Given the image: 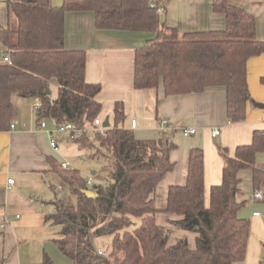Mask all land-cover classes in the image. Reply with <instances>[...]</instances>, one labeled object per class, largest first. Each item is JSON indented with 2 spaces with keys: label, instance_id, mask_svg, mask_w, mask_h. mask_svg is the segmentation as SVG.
Returning <instances> with one entry per match:
<instances>
[{
  "label": "trees",
  "instance_id": "16d2710c",
  "mask_svg": "<svg viewBox=\"0 0 264 264\" xmlns=\"http://www.w3.org/2000/svg\"><path fill=\"white\" fill-rule=\"evenodd\" d=\"M7 24H0V131L10 128L13 99L36 98L39 124L51 118L80 128L74 139L89 147L91 156L108 159L110 172L101 182L88 183L75 169L47 157L51 170L70 194L51 199L53 211L46 221L58 226L52 239L73 264H233L244 260L250 231L249 220L238 215L245 201L239 199V171L249 168L255 189L264 187V171L255 166L264 152V130H255L249 144L238 145L234 155L219 146L224 161L221 182L204 198V155L200 147L188 153L185 182L171 185L165 211L178 219L162 226L156 222L154 192L174 167L170 152L176 148L167 131L153 139H141L124 126L122 101H115L111 123L98 131L93 125L102 104L96 99L101 84L85 78L86 52L65 47L67 12H92L98 30L153 33L135 48L134 89L163 88L165 96L199 93L223 86L226 115L233 122L246 117L251 100L247 60L264 53V40L256 37L253 14L228 0H214L212 10L224 16V26L214 30L180 32L160 21L159 0H5ZM57 80V96L48 92L49 80ZM158 102V100H157ZM93 129V140L88 128ZM89 189L93 197L83 190ZM263 198V197H262ZM173 228L193 232L194 246L186 237L170 244ZM109 237L107 251L95 240ZM101 251V253H99ZM40 264H55L44 254ZM259 264H264V260Z\"/></svg>",
  "mask_w": 264,
  "mask_h": 264
},
{
  "label": "crops",
  "instance_id": "0c3cea01",
  "mask_svg": "<svg viewBox=\"0 0 264 264\" xmlns=\"http://www.w3.org/2000/svg\"><path fill=\"white\" fill-rule=\"evenodd\" d=\"M56 1L50 0L52 5L62 3ZM213 1L159 0V5L164 7V12L159 15L160 21L180 32L221 29L224 16L213 12ZM228 1L254 15L256 37L263 41L264 0ZM0 24H7V9L5 15L0 13ZM152 37L153 33L147 32L98 30L92 12H67L65 15V47L85 50L86 81L101 84V90L96 95L102 104L99 117L102 120L108 117L111 123L113 105L115 101H122L126 114L124 126L132 129L138 138H155L158 134L157 121L161 118H167L173 124V129L167 132L176 144L170 152V160L175 165L154 192L158 209L156 222L169 226V222L179 216L164 210L167 191L171 185L184 184L190 148L200 147L203 150L204 198L207 205L210 188L221 182L224 161L218 147L226 148L233 156L238 145L251 142L255 130H264V110L253 104L264 103V53L247 60L251 100L246 104L245 119L233 122L226 115L223 86L171 96L164 95L161 85L158 88H133L134 50ZM4 50L0 42V54ZM49 83V89L56 88L57 92V80L51 78ZM16 100L15 103L13 100L11 123L14 128L0 131V264H40L44 254H47L45 245L53 239L49 230L51 222L46 221L45 216L53 211L50 190L53 191L55 174L47 157L59 162L60 154L49 144L48 132L53 133L54 120L46 118L48 123L44 119L45 126L42 128L36 121L34 108L38 99ZM131 119L136 120L135 128H130ZM189 127L195 128L196 132L184 136L181 130ZM216 129L219 133L212 136V131ZM175 133L181 136L179 140ZM255 166L264 171V152L256 154ZM238 175L241 179L239 199L245 201L238 215L249 220L250 231L244 260L233 264H259L264 260V187L255 189L249 168L240 170ZM7 178H13L14 183L8 186ZM255 191H261L263 198L253 197ZM256 212L258 214H254ZM180 237H186L189 245L194 246L191 241L195 242V234L178 228L172 229L168 241L174 243Z\"/></svg>",
  "mask_w": 264,
  "mask_h": 264
},
{
  "label": "rangeland",
  "instance_id": "374dc122",
  "mask_svg": "<svg viewBox=\"0 0 264 264\" xmlns=\"http://www.w3.org/2000/svg\"><path fill=\"white\" fill-rule=\"evenodd\" d=\"M62 1V0H60ZM55 2H57L55 0ZM5 0H0V13L5 15ZM51 97L57 96L56 88H52ZM22 99L20 97L14 96V103L17 101L16 99ZM44 121V119H43ZM50 123L48 119L45 120ZM44 121V122H45ZM100 131V129H97ZM54 137L56 138V150L60 154L59 162L65 163L67 169H75L77 170L82 177L87 180L88 183L91 180L92 182H101L107 178L108 173L110 172L109 161L107 158L98 156H91V150L89 147H80L78 143L72 139H69L66 132H58L57 126L54 124L52 130ZM88 138L93 140V129L91 127L88 128ZM175 137L179 140L181 136L179 134H174ZM177 142V141H176ZM178 143V142H177ZM55 174V173H54ZM53 191H51V198L56 194L57 197H65L70 194L67 185L62 182L58 175H53ZM54 192V193H53ZM253 196V195H252ZM254 197V196H253ZM48 206V205H47ZM51 227L49 230L51 232L52 238L57 236V232L59 228L58 226L53 225L51 223ZM109 237H102L95 240V244L98 248L102 249V251H107V244L109 242ZM170 244L172 241L170 240ZM192 246L194 245V241L192 240ZM35 246V245H34ZM45 251L47 255L54 261L55 264H73V262L65 256L58 247L54 244L53 241H50L49 244L45 245ZM35 250V248H34Z\"/></svg>",
  "mask_w": 264,
  "mask_h": 264
},
{
  "label": "built area",
  "instance_id": "2783aa9c",
  "mask_svg": "<svg viewBox=\"0 0 264 264\" xmlns=\"http://www.w3.org/2000/svg\"><path fill=\"white\" fill-rule=\"evenodd\" d=\"M157 12L160 14V13H163L164 12V7L161 6V5H157ZM3 61H6V62H10V59L7 55H4L3 57H0ZM40 104V101L37 100L36 103H35V106H38ZM102 119L100 117H97L96 119H94L93 121V125L94 127L100 129V131L103 130V127H102ZM56 125V124H55ZM45 126V123L44 121L42 120L40 123H39V127H44ZM57 126V131L58 132H66L69 139H77L79 138L83 131L78 128L75 124L73 123H70V122H66L62 125H56ZM136 126V120L135 119H131L130 120V128H135ZM10 128H14V125L11 124L10 125ZM157 129L158 131H168V130H172L173 129V124L172 122L167 119V118H161L157 121ZM196 132V129L193 128V127H189V128H186V129H182L181 130V133L184 135V136H189V135H192ZM49 133V144L51 147H53L54 149H56V138L53 136V133L51 132H48ZM219 133V130H214L212 131V136H216L217 134ZM61 166L63 168L66 167V164L65 163H61ZM90 183H92V181L90 180L89 181ZM6 183L8 186L12 185L14 183V179L13 178H7L6 180ZM253 196L255 198H262L263 195L261 193V191H255V193L253 194ZM254 214H258L257 212L254 213ZM2 227L4 226L3 224L1 225ZM99 253H101V251H99Z\"/></svg>",
  "mask_w": 264,
  "mask_h": 264
},
{
  "label": "water",
  "instance_id": "95a60500",
  "mask_svg": "<svg viewBox=\"0 0 264 264\" xmlns=\"http://www.w3.org/2000/svg\"><path fill=\"white\" fill-rule=\"evenodd\" d=\"M48 92L50 93V90H48ZM256 107H259L261 109L264 110V103H261V102H254L253 103ZM110 125V122H109V118L108 117H105L102 121V127L105 128V127H108ZM83 193H85L87 196L89 197H93L94 196V193L89 190V189H85L83 190Z\"/></svg>",
  "mask_w": 264,
  "mask_h": 264
}]
</instances>
